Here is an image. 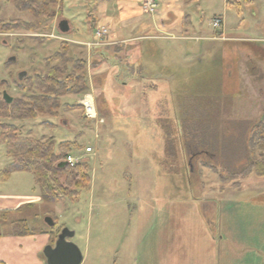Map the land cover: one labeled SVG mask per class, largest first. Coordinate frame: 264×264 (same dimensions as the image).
Instances as JSON below:
<instances>
[{"label":"rangeland","instance_id":"obj_1","mask_svg":"<svg viewBox=\"0 0 264 264\" xmlns=\"http://www.w3.org/2000/svg\"><path fill=\"white\" fill-rule=\"evenodd\" d=\"M92 1L60 0L47 8L49 16L39 19L36 29L0 30V79L6 78L0 81V95L5 90L12 98L21 97L19 85L45 72L49 66L44 59L65 42L73 59L86 60L84 93L93 95L103 120L83 116L78 104L82 93L62 96L56 116L42 113L10 121L23 136L68 142L67 153L87 163L91 183L76 200L40 199L13 211L9 219L27 220V236L32 237H47L50 228L74 231L68 240L80 249V264H264V247L259 249L264 243V198L257 203L234 198L246 191L264 196V179L239 175L231 182L240 184L221 190L210 167L238 171L245 166L249 129L264 113V81H256L255 73L260 55L239 40L249 38L250 45L264 47V0H252L248 8L243 0H157L163 19L169 12L176 15L166 31H151L163 36L158 41L162 61L150 59L142 40L133 41L117 54L107 50L99 74L96 49L76 43L92 38L86 21L93 13ZM214 15L223 17L220 28L212 26ZM61 19L68 21L66 33L57 29ZM0 21L36 19L17 10L14 0H0ZM101 23L98 11L96 26ZM184 33L189 39L170 37ZM212 35L221 36L210 40ZM223 39L235 44L233 95L221 90L223 69L232 73ZM133 49L138 50L136 57L128 52ZM148 61L180 64L183 75L179 81H152L139 66ZM106 67L109 77L104 79ZM22 71L25 75L18 79ZM11 160L0 143V169ZM0 182L5 193L31 195L38 189L30 172H13ZM46 216L55 218L53 227L46 224ZM9 228L0 221V233Z\"/></svg>","mask_w":264,"mask_h":264},{"label":"trees","instance_id":"obj_2","mask_svg":"<svg viewBox=\"0 0 264 264\" xmlns=\"http://www.w3.org/2000/svg\"><path fill=\"white\" fill-rule=\"evenodd\" d=\"M247 2L248 0H243L244 4ZM59 3L60 0H14V6L17 10L28 12L35 17L36 21L34 23L26 21L5 23L0 21V30L8 31L21 26L36 29L40 23L39 19L49 16L47 8ZM226 44L228 46L227 62L232 66V73L229 75L223 69L225 81L222 83L221 90L227 95H233L237 91V57L233 48L235 44L228 41ZM245 49L252 50L249 46ZM68 51L69 47L64 42L52 55L46 57L44 63L47 67L49 66L47 70L26 78V82L19 85L23 91L21 97L12 98L10 102H6L2 94L0 95V143L5 144V152L12 159L8 165L0 169V181H6L13 172H30L34 184L39 189L41 199L48 203L61 202L64 198L76 200L82 191L89 190L91 177L88 165L85 162H79L72 167L69 165L59 167L58 163L70 148L68 142L57 143L52 137L42 140L23 136L10 121L35 119L38 114L42 113L56 116V110L62 104V96L82 94L88 90L85 73L86 60L73 59ZM69 68H71L70 71ZM247 152L248 163L246 162L244 168L242 167L238 171L218 169L210 165L222 184L221 190L226 184H231V181L239 175L245 177L253 173L256 177L264 179V113L249 129ZM232 184L235 187L240 183L234 182ZM239 193V195H234L236 200L243 201L249 198V202L257 203L262 202L261 198H264L262 192L246 191ZM242 193L246 194L245 199L241 196ZM20 209L22 208L19 207L14 211ZM12 212L11 210L0 212V218L9 223L11 233L14 235L30 234L27 220H8V215ZM171 217L174 215L172 214ZM53 220H55L54 217ZM60 229L53 231L50 228L46 231L49 233L51 244L55 242ZM263 245L264 243L260 245L259 249L263 248Z\"/></svg>","mask_w":264,"mask_h":264},{"label":"crops","instance_id":"obj_3","mask_svg":"<svg viewBox=\"0 0 264 264\" xmlns=\"http://www.w3.org/2000/svg\"><path fill=\"white\" fill-rule=\"evenodd\" d=\"M92 2L94 6L93 13L89 14V17L86 19L87 26L91 29L92 38L79 40L80 42L78 41L76 43H79L90 50L96 49L95 52H97L100 56L97 57L95 64L97 65V70L95 71L97 74H99L98 69L101 68L105 63L103 57L105 58L107 50H111L112 53L117 54L121 51L123 45H130V43L133 41L142 40L145 46V51L148 49L147 52L150 55V59L154 60V58H158L160 61H162V52L158 41L162 39L163 36L160 34L155 35L151 33V31H154V29L158 31H166L164 29L167 26L166 24L176 16L173 12H169V18L166 20L161 17V9L158 8L159 5L157 7L156 13H148L145 6V0H93ZM252 3V0H248V2L244 4V7L248 8ZM165 6L170 7V3H165ZM98 11L102 17V23L98 26V28L105 27L107 29V34H105L102 38L96 39L94 36V31L97 28L96 23L98 19ZM171 13L173 16L170 17ZM181 31L186 32V29H182ZM187 36L188 35L184 33L179 36L171 35L170 37H176L179 40H184L189 39ZM219 37H213L212 35L210 40H219ZM228 40L223 39L222 42ZM239 40H241V42L249 43L248 46L250 48L252 47V49H255V53L260 55L256 58V62L258 63L257 70L255 71L257 76L256 81H264V47L255 43L253 44L254 46L250 45V41L252 39L249 40V38H239ZM262 40H264V38ZM245 43L241 44L245 45ZM137 49H133L132 52H128L135 56L136 52L134 51L138 52L139 49ZM175 51H177V47ZM171 56L174 57L173 54H171ZM198 56V59L201 58L200 55ZM184 59H189V55L184 53ZM137 60V58L132 59L133 62ZM160 61L155 62L156 64H153L151 61H148V63L142 62L139 66L142 71L144 70L148 74V77L152 81H179L183 75V66L174 62H172V64H166L165 62ZM150 63H152L154 66L150 65ZM105 70L106 74L100 75L102 78L107 79L109 77L108 73L110 67H106L104 71ZM113 72H115V69H113ZM99 76L96 80L100 78ZM140 77L144 78V76ZM118 79H120V77ZM124 79H126V77H124ZM139 80L141 79H135L134 81ZM38 190L39 189H37L35 194L31 195L23 194L22 192L5 193L0 190V212L5 210L14 211L19 207L22 208L23 206H31L35 201H39L41 199L40 192ZM9 215L8 220H11L9 218L12 217ZM0 221L5 220L0 218ZM10 230L11 229L9 228V230L0 233V264H47L46 257L42 250L46 243L50 244L48 232L45 231L48 234L47 237L38 235L37 237H32L27 236L28 234L14 235Z\"/></svg>","mask_w":264,"mask_h":264},{"label":"water","instance_id":"obj_4","mask_svg":"<svg viewBox=\"0 0 264 264\" xmlns=\"http://www.w3.org/2000/svg\"><path fill=\"white\" fill-rule=\"evenodd\" d=\"M57 29L61 33H66L69 31L68 21L66 19H61L57 23ZM25 75V72L19 73L18 78L21 79ZM3 99L6 102H10L12 97L7 94L6 91L2 92ZM59 167L65 166L64 161L58 163ZM45 222L49 226H53L54 221L52 217L46 216L44 218ZM74 231L63 227L57 234L56 240L53 245L47 244L43 248V253L46 257L47 264H80L82 261V253L78 246L72 241L68 240V237H72Z\"/></svg>","mask_w":264,"mask_h":264},{"label":"built area","instance_id":"obj_5","mask_svg":"<svg viewBox=\"0 0 264 264\" xmlns=\"http://www.w3.org/2000/svg\"><path fill=\"white\" fill-rule=\"evenodd\" d=\"M145 6H146L148 13L153 14L156 12V8H157L156 0H145ZM221 24H222V17L221 16H215L212 19V26L213 27H215V28L220 27ZM105 34H107V29L105 27L97 28L95 31V36L97 38H101ZM88 45H91V44H88ZM78 102L81 105L83 115L86 119L93 120L94 122H97V123L103 122L102 118H99V116H98V113H97L96 107H95V103H94V98H93L91 93L83 94ZM85 151L90 152L91 147L87 146L85 148ZM63 160L65 161L66 165H69L71 167L76 165L77 163L81 162L79 159V156H76V155L74 156V155H71L69 153H67L64 156Z\"/></svg>","mask_w":264,"mask_h":264},{"label":"flooded vegetation","instance_id":"obj_6","mask_svg":"<svg viewBox=\"0 0 264 264\" xmlns=\"http://www.w3.org/2000/svg\"><path fill=\"white\" fill-rule=\"evenodd\" d=\"M9 61H13V59H8ZM12 75H14V73L13 72H9V76H12ZM19 75H17V77H18ZM5 79L6 78H4V79H0V81H5ZM19 79V78H18ZM7 81V80H6ZM5 91V90H4Z\"/></svg>","mask_w":264,"mask_h":264}]
</instances>
